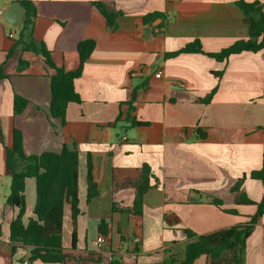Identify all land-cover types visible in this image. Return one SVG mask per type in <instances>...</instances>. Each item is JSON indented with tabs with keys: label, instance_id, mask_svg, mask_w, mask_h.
Here are the masks:
<instances>
[{
	"label": "crops",
	"instance_id": "0c3cea01",
	"mask_svg": "<svg viewBox=\"0 0 264 264\" xmlns=\"http://www.w3.org/2000/svg\"><path fill=\"white\" fill-rule=\"evenodd\" d=\"M19 1L0 0V264H28L30 257L28 248L13 255L10 246V226L18 214L7 204L14 129L22 132L27 156L78 146L81 215L73 249L67 208L64 264H182L187 231L208 235L250 221L257 207L237 206L231 189L262 167L264 55L245 52L225 62L207 56L249 39L237 6L242 0H31L37 10L34 38L57 66L76 71L78 45L96 42L76 81L82 103L69 105L65 122L51 117L52 71L43 58L20 48L11 54L23 19L13 27L2 14ZM96 3L121 14L116 31L107 29ZM197 41L205 54L167 57ZM15 95L28 100L18 116ZM89 159L99 191L91 203ZM146 165L152 187L142 215H132L135 183ZM242 192L260 202L264 183L247 178ZM208 196L222 200L223 207L210 204ZM36 201V181L28 179L25 225L34 217ZM103 221L106 234L100 231ZM100 236L106 238L102 249L96 244ZM194 264H210L209 258ZM245 264H264V215L247 239Z\"/></svg>",
	"mask_w": 264,
	"mask_h": 264
},
{
	"label": "trees",
	"instance_id": "16d2710c",
	"mask_svg": "<svg viewBox=\"0 0 264 264\" xmlns=\"http://www.w3.org/2000/svg\"><path fill=\"white\" fill-rule=\"evenodd\" d=\"M19 4L25 10L22 24L19 28V38L16 43L15 52L18 48L25 52H32L43 58L46 66L52 71L51 79V104L50 114L54 119H62L65 122L66 113L70 104H81L82 99L76 90V81L81 78L86 61L90 59L96 42L93 40L83 41L78 45L80 66L76 71L68 72L57 66L51 58V53L43 42L34 38V29L37 19V10L31 0H20ZM245 17V23L249 28V39L237 41L229 48L219 53L207 54L219 62H225L233 55L245 52L262 53L264 55V2L237 3ZM96 7L105 17L107 29L114 32L118 29L120 13H112L102 3H96ZM152 17V16H151ZM148 18L144 19L145 25L149 24ZM205 54L199 41L189 44L178 52L168 54V58L177 57L181 54ZM27 63L21 62V67ZM0 72V79L3 77ZM222 76V73L219 74ZM215 89L204 101L211 102L216 94ZM28 106V100L15 95L14 114L21 115ZM135 126L144 124L134 123ZM0 136L2 129L0 127ZM203 138L204 135H201ZM79 159L78 146L73 149L64 146L60 153H44L42 155L27 156L23 150V135L18 129L13 132V148L7 154V168L12 172L10 194L7 204L18 210L17 217L10 226V246L15 255L20 248H28L30 257L28 264L41 261L46 264H64L67 257L64 254L63 226L67 208L70 211V222L72 225V248L77 247V221L81 215L79 208ZM92 163L88 160L87 172V201L91 203L98 198V186L92 175ZM153 175L149 166H144L140 179L135 183L137 193L134 200L132 215H142L144 197L151 189ZM252 180L264 183V155L262 167L252 171L249 175L241 178L231 189L236 194L235 203L237 206H256L257 212L250 221L221 230L208 235H196L187 231L188 244L182 264H194L201 256H207L210 264H245L246 242L264 215V198L255 202L242 192L244 181ZM35 179L37 201L34 210V217L30 218L27 225L24 224V217L27 213L26 202V181ZM207 201L219 208L223 202L214 197H207ZM114 212L117 209L114 207ZM230 214H238L236 209L226 210ZM106 223L100 224V231L106 234ZM1 236V234H0ZM175 258L173 262H175ZM20 264H24L23 262Z\"/></svg>",
	"mask_w": 264,
	"mask_h": 264
},
{
	"label": "water",
	"instance_id": "95a60500",
	"mask_svg": "<svg viewBox=\"0 0 264 264\" xmlns=\"http://www.w3.org/2000/svg\"><path fill=\"white\" fill-rule=\"evenodd\" d=\"M3 17L13 27H19L24 17V9L19 3H14L5 9Z\"/></svg>",
	"mask_w": 264,
	"mask_h": 264
},
{
	"label": "built area",
	"instance_id": "2783aa9c",
	"mask_svg": "<svg viewBox=\"0 0 264 264\" xmlns=\"http://www.w3.org/2000/svg\"><path fill=\"white\" fill-rule=\"evenodd\" d=\"M9 37H10V38H13L12 35H10ZM156 77H157V78H160V77H161V73L157 74ZM181 86H182V87H185V85H183V84H181ZM134 242H135V243H139V242H140V239H136ZM96 244H97V246H98L99 248L102 249V248L105 246V244H106V238H105L104 236H100V237L98 238Z\"/></svg>",
	"mask_w": 264,
	"mask_h": 264
},
{
	"label": "rangeland",
	"instance_id": "374dc122",
	"mask_svg": "<svg viewBox=\"0 0 264 264\" xmlns=\"http://www.w3.org/2000/svg\"><path fill=\"white\" fill-rule=\"evenodd\" d=\"M68 225L67 221L64 222V228Z\"/></svg>",
	"mask_w": 264,
	"mask_h": 264
}]
</instances>
